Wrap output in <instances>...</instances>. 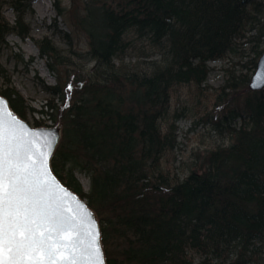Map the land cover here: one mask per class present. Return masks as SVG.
<instances>
[{
    "label": "trees",
    "instance_id": "16d2710c",
    "mask_svg": "<svg viewBox=\"0 0 264 264\" xmlns=\"http://www.w3.org/2000/svg\"><path fill=\"white\" fill-rule=\"evenodd\" d=\"M32 0H0V48L29 37ZM61 38L36 39L57 83L39 110L61 128L55 176L97 215L106 264H250L264 253V87L249 79L264 48V0H61ZM15 18L9 22L4 10ZM83 37L86 48L75 47ZM138 56V57H137ZM138 58H148L143 62ZM227 60L203 120L229 137L180 178L165 165L177 145L174 89L202 91L211 61ZM143 62V63H142ZM1 70V67H0ZM25 119L33 110L0 92ZM55 97L57 101L55 102ZM35 126L43 120H35ZM76 172L89 178L84 191Z\"/></svg>",
    "mask_w": 264,
    "mask_h": 264
},
{
    "label": "snow or ice",
    "instance_id": "6c2138e0",
    "mask_svg": "<svg viewBox=\"0 0 264 264\" xmlns=\"http://www.w3.org/2000/svg\"><path fill=\"white\" fill-rule=\"evenodd\" d=\"M32 140H28V136ZM42 134L24 131L10 113H0V264H77L74 217H66L63 192L47 168L52 142L37 148ZM62 193V195H57ZM80 249L87 264H103L99 233Z\"/></svg>",
    "mask_w": 264,
    "mask_h": 264
},
{
    "label": "rangeland",
    "instance_id": "374dc122",
    "mask_svg": "<svg viewBox=\"0 0 264 264\" xmlns=\"http://www.w3.org/2000/svg\"><path fill=\"white\" fill-rule=\"evenodd\" d=\"M54 1L32 0L31 11L24 17L30 28L29 37L23 39L15 33H10L5 39L6 45L0 48V92L11 87L23 97L25 103L33 109L26 111L24 119L31 127H36L34 122L38 119L43 120L44 127L52 124L47 115L38 111H45L48 101L54 99L46 87L57 83L55 75L47 68L45 58L40 56L36 39L48 37L57 46L66 49L67 46L61 36L64 32H70L65 19L57 17ZM61 4L68 5V0H61ZM4 16L11 23L15 18L11 9H5ZM75 47L83 50L86 48L83 37L75 41ZM138 59L143 62L149 60ZM227 64V60L208 63L211 70L202 91L192 86H180L172 93V110L182 112L183 117L177 121V145L166 155L165 165L177 177L182 178L189 170L191 161L206 150L229 144L227 135L217 132L210 124L203 122L212 112L214 107L212 93L223 83V68ZM75 174L84 191H87L89 178L83 173ZM250 264H264V253L258 262Z\"/></svg>",
    "mask_w": 264,
    "mask_h": 264
},
{
    "label": "water",
    "instance_id": "95a60500",
    "mask_svg": "<svg viewBox=\"0 0 264 264\" xmlns=\"http://www.w3.org/2000/svg\"><path fill=\"white\" fill-rule=\"evenodd\" d=\"M248 85L249 88L254 91L260 90L264 87V48L260 57L257 60L255 70L250 76ZM2 112L10 113L11 116L14 117L19 122V124L23 126L24 131L29 133L42 134L39 142L36 145L37 148H40L42 145H45L48 140L52 142L51 147L45 149L48 152L47 168L50 177L54 179L55 183L59 186L60 189H63L64 193H67V195L63 198L64 215L66 217L75 218L73 220L74 227L72 230V236L73 240L79 246L76 253L78 257L77 264H87L86 260L80 258L82 256L80 249H86L90 244L91 236L88 235L89 232L99 233L98 244L100 247L101 259L103 260V264H106L100 240L99 222L95 211L88 206L85 199L81 198L79 195H77L75 192L65 186L51 170L50 159L60 140V126L53 125L45 127H31L24 119L20 118L13 111V109H11L8 100L4 96L0 95V113ZM27 139L32 140L33 138L30 135L27 137ZM57 195H62V193H57Z\"/></svg>",
    "mask_w": 264,
    "mask_h": 264
}]
</instances>
